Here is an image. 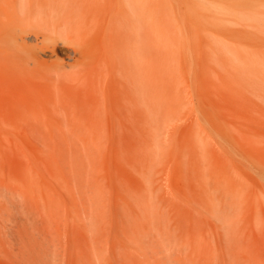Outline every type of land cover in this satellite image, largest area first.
Listing matches in <instances>:
<instances>
[{"label":"rangeland","instance_id":"374dc122","mask_svg":"<svg viewBox=\"0 0 264 264\" xmlns=\"http://www.w3.org/2000/svg\"><path fill=\"white\" fill-rule=\"evenodd\" d=\"M150 1L146 126L91 112L85 79L63 85L61 67L0 70V264H264V0ZM113 26L88 54L107 63L108 107L123 80Z\"/></svg>","mask_w":264,"mask_h":264},{"label":"bare ground","instance_id":"6f19581e","mask_svg":"<svg viewBox=\"0 0 264 264\" xmlns=\"http://www.w3.org/2000/svg\"><path fill=\"white\" fill-rule=\"evenodd\" d=\"M149 3L151 4L150 0H0V70L2 72L15 74L14 76L21 77V76H36L38 74H43V72L45 75L46 74L45 72H48L52 68L61 67L62 70H56L55 72L59 71L56 74L52 73L54 74V76L57 77L58 80L69 76H72L73 80L71 77H70L71 79L69 78L70 81L72 82H74V79H79L80 81L82 79H85L84 82L82 83L79 81L82 84L79 86H82L83 97L86 100V101L84 100L85 104L86 102L88 104L93 102L92 105L93 108L91 109V112L92 111L95 112L96 109L99 107V106L95 107V103L98 104L102 102L103 105L106 107V110H109L112 113L121 112L122 114H124L125 121H127L130 125L134 126L133 129L135 128V126H142V125L146 126L148 125V117H149L147 112L148 109L147 87H148V78H149L148 52L150 53V51H148L150 44L149 43L150 40L148 38V33H149L148 20H150L148 18L149 10H150ZM200 9H203L200 11L201 13H203V11L206 8L201 7ZM101 10H105L108 15H109L108 11L113 10L116 12L115 15L116 17L112 19L111 17L108 18V16L106 18H102ZM114 23L118 26L119 29L118 32L120 33L122 40L121 50H120L121 64L120 66L118 65L119 66L118 70L121 71L123 80L121 81L122 84H120L122 85V89H121L122 94L111 95V96L108 95V100L110 102V105L108 107V105L104 103L105 102L104 98L106 97V93H104L102 87L103 78L106 77L105 75L106 72L103 73V71H106L103 69L106 68L105 67L103 68V65L105 63L106 65L104 66H107V63L101 60V63L100 64L98 63L96 65L95 64L96 61L95 62L92 61V57L89 56L91 55L89 52H91V50L94 47H97L100 44V42H98V38L96 37V34L99 33H97L96 31H101L100 33H105L104 31L105 29H111L113 31L114 29H116L113 26ZM97 25L102 27L96 28ZM62 29L74 33L75 37H70L68 33L66 36H63ZM59 44H65L70 49L71 57L67 56L69 60H72V63L67 64L69 70H65L64 69L65 66H63V64L60 63L57 59L55 52L58 51L57 49ZM47 52L51 54L50 60L45 59L43 56L46 55ZM116 53L118 54L117 51ZM52 56H54L55 58L53 59ZM118 72L119 71H117L116 73ZM46 78H48L47 80L51 82L55 77H53L52 75L51 76L47 75ZM53 82H55V80ZM60 82L61 83L63 82L62 84L64 85V83L69 81L68 79L66 81L65 79H63L62 81L60 80ZM56 83L59 84V81ZM53 87L54 86H52V89ZM73 88L75 90L76 86ZM23 91L28 95L25 98H23V101L24 100L28 101V99L32 97L35 98V95L38 93L36 92L35 89H24ZM61 91L62 90H60V92ZM60 95L61 94L58 95L59 98L61 97ZM140 96L142 97L140 98ZM58 97H56V99H58ZM102 97L103 100H101ZM53 98H51L52 104L48 102L49 104H51L50 109L53 114L52 116H54L55 114L57 118L59 116L61 117L64 116L63 118L66 121L67 118L65 117L67 116L64 115L66 113V110L64 109L65 106L64 108L61 107L62 110H60L59 109L60 105H58L59 108L56 106L57 104H60L59 99H58L59 102H57V100L54 98L55 99L54 104L56 103V105H53V100H54ZM77 98H80V96H78ZM60 99L62 104L63 103L62 98ZM69 100H71V98ZM35 103L38 105V102ZM79 104L80 103L76 102V108ZM23 105L25 106L24 103ZM23 105L22 107H20L22 111L26 110L25 108H23ZM70 105L72 106L67 105V107L69 108L66 109H67L68 117L72 118L74 116V113L72 114L70 110L72 111L74 110L73 108L74 105L73 103ZM38 107L33 106L28 109L32 112L35 113L37 112L36 114L40 113L39 117H41L42 115V119L41 118L38 119L39 120L41 119L42 122L44 119L43 123L45 124V118H43L45 117V115L41 114L42 110H40V112L37 111L39 110ZM52 108L54 109L56 108V109L52 111ZM30 111L28 113L27 111L23 112V113H27L26 117L29 118V120L32 114H34L31 113ZM55 111L58 112L59 115ZM61 111L62 114L60 113ZM100 111L101 108H99V110H97L96 113H102ZM36 114H34V116L31 117L32 118L31 120L35 119ZM61 117L59 118L61 119ZM22 121L20 123L24 125L26 121L25 120H24L25 122ZM41 121H39V123ZM67 121L66 123L68 126ZM33 122L34 121H32V123ZM3 123L4 122H2L1 124ZM66 123L63 121L61 123L62 127ZM71 123L72 122H70V124ZM83 123H81V125ZM94 124L92 126H94ZM102 124L101 126L99 124V127L97 125L98 130L99 128L100 129L103 128ZM4 125L9 126L10 124L8 125L3 124V126ZM42 125L43 124L40 123L39 126L43 127L44 125L43 126ZM45 127L46 126H44V128L42 129H45L47 131ZM141 128L143 129V127ZM53 129H57V127L56 128L54 127ZM82 129L86 131L87 127L84 126V128ZM83 130L81 132H83ZM98 130H95V133H97L96 131ZM87 131H89V129ZM90 131H92V129ZM90 131L86 133L84 132V134L86 136L88 133L92 134ZM99 131L98 134L101 135L103 130L100 131V133ZM144 131L145 130H143V133ZM92 136L94 135L92 134ZM100 137L103 138L102 135ZM95 138H97V135L95 136ZM97 140L98 139H95V141L92 142L95 143ZM6 141H8L7 138ZM86 141H91V139L89 138V140Z\"/></svg>","mask_w":264,"mask_h":264}]
</instances>
